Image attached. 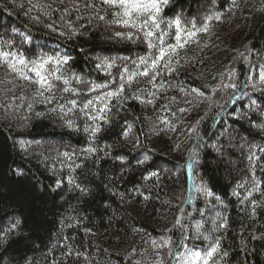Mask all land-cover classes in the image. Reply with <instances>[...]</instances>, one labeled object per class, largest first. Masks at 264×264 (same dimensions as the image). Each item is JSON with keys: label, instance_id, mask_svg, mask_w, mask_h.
I'll list each match as a JSON object with an SVG mask.
<instances>
[{"label": "trees", "instance_id": "obj_1", "mask_svg": "<svg viewBox=\"0 0 264 264\" xmlns=\"http://www.w3.org/2000/svg\"><path fill=\"white\" fill-rule=\"evenodd\" d=\"M116 11L0 0V51L66 61L42 96L0 65V264H264V0H168L187 43L131 83Z\"/></svg>", "mask_w": 264, "mask_h": 264}, {"label": "snow or ice", "instance_id": "obj_2", "mask_svg": "<svg viewBox=\"0 0 264 264\" xmlns=\"http://www.w3.org/2000/svg\"><path fill=\"white\" fill-rule=\"evenodd\" d=\"M101 2L109 8L118 9V11L113 13L114 19L112 23L123 28L133 29L137 33H141L147 44L150 55L143 56L139 60V64L145 65L147 70L138 71L136 73H122L121 78L124 79L125 75H127L128 83H131L133 76L135 75L148 76L150 71L157 69L161 61L166 60V58H171V56L176 53L177 48H183L185 43H187V39L182 36L184 29L181 26L180 19L168 22L169 26H172L173 24L175 25L174 38L176 40V44H169L165 39L170 34L161 28L162 20L160 18V12L162 6L167 4L168 0H101ZM233 4H235V0H233ZM218 18L219 17H217V19ZM100 19L103 20L104 17L101 16ZM200 30L206 31L207 25ZM193 35H195V33L190 32L188 34V39H190ZM116 36L121 38H125L126 36L127 39H132L133 33L128 32L126 34H122L117 32ZM149 60L151 63H149ZM62 62L66 63V61H54L52 57L43 58L39 62H28L23 56H17L15 53L0 51V65H7L9 71L15 73L19 78L38 85V91L41 96L44 92H50L53 89L54 85L51 82L53 79H61V76L56 75V72L59 71L58 68L50 71L46 65L49 63L59 64ZM108 66L111 67V65ZM28 73H32L35 79H32ZM260 80L264 82V73H261ZM69 82L70 81L67 79L63 80L65 85L69 84ZM99 87H107V85L96 86V88ZM93 90H95V88ZM64 91L69 92L71 90L68 87H65ZM122 91L123 85H121L119 91L108 92L106 95L107 97H115ZM192 91L197 92L198 90L193 88ZM104 98L105 97H98L101 101ZM70 103L73 108L76 107L77 102L75 100L70 101ZM91 104H93V101L89 100L87 104L84 105V108L87 109ZM29 107H31V105H29ZM101 111H103V109H101ZM92 118L96 119L98 117ZM92 131L93 134H95L99 131V128H94ZM125 135H127V133H125ZM87 151H92V149L89 148ZM145 159H147V157ZM153 175H155V173H153ZM153 243H155V241H153ZM165 243L167 244V241ZM218 246L217 242L216 245H213L206 250L203 255L200 253H192L190 259H193L194 261H202V264H210V261H213L214 254L218 252ZM181 256H183V253H181Z\"/></svg>", "mask_w": 264, "mask_h": 264}]
</instances>
